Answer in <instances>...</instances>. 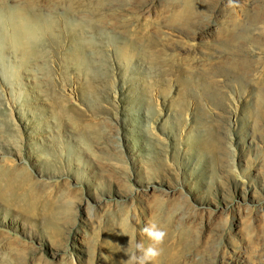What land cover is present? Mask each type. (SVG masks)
Masks as SVG:
<instances>
[{
	"label": "rangeland",
	"instance_id": "obj_1",
	"mask_svg": "<svg viewBox=\"0 0 264 264\" xmlns=\"http://www.w3.org/2000/svg\"><path fill=\"white\" fill-rule=\"evenodd\" d=\"M149 223L153 264H264V0H0V257L124 264Z\"/></svg>",
	"mask_w": 264,
	"mask_h": 264
},
{
	"label": "clouds",
	"instance_id": "obj_2",
	"mask_svg": "<svg viewBox=\"0 0 264 264\" xmlns=\"http://www.w3.org/2000/svg\"><path fill=\"white\" fill-rule=\"evenodd\" d=\"M142 232L150 243L145 247L142 241L135 242V250L127 255L124 264H153L162 254V245L168 236L167 231L156 223H149L145 225ZM0 264H11L7 254L0 257Z\"/></svg>",
	"mask_w": 264,
	"mask_h": 264
},
{
	"label": "bare ground",
	"instance_id": "obj_3",
	"mask_svg": "<svg viewBox=\"0 0 264 264\" xmlns=\"http://www.w3.org/2000/svg\"><path fill=\"white\" fill-rule=\"evenodd\" d=\"M29 28L28 27H26V25H21V27L19 26V28L17 29V34H16V39L17 38H26V37H28V34H27V32H29V30H27V29H32V31H34L35 33V35H37L36 33H38V29H39V27L38 26H34V25H32L30 22H29ZM18 36V37H17Z\"/></svg>",
	"mask_w": 264,
	"mask_h": 264
}]
</instances>
